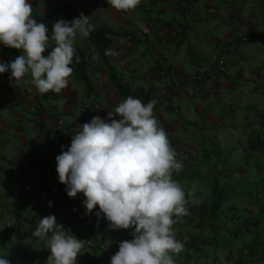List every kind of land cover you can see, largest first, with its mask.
Listing matches in <instances>:
<instances>
[{"label": "crops", "instance_id": "obj_1", "mask_svg": "<svg viewBox=\"0 0 264 264\" xmlns=\"http://www.w3.org/2000/svg\"><path fill=\"white\" fill-rule=\"evenodd\" d=\"M65 1L81 7L99 27L137 34L135 42L139 44L109 37L110 49L116 55L108 62L127 88L154 91L151 100L155 101L159 127L181 142L178 157L186 155L187 160L173 179L189 195L187 214L178 222L192 215L194 204L208 202L214 178L231 181L236 170L246 176L248 162L264 159V145L258 140V135L264 134V0H141L130 11H118L111 5L96 7L90 0H42L36 9L39 13L57 10ZM32 5L34 9L35 0ZM209 7L217 10L215 16L208 14ZM242 36L247 37L246 42L240 41ZM76 40L81 47L87 44L92 54L90 77L97 92L93 100L86 102L81 84L70 80L59 93V98H68L61 109L56 100H43L30 83L11 84L10 73L0 75V256L7 257L10 264H45L50 255L46 244L39 242L32 247L37 259L23 258V251L13 248L16 234L7 227L8 223L13 226L11 215L14 217L16 210L31 206V201L40 197L37 187L25 178L34 166L30 159L39 152L62 151L60 140L70 145L79 125L96 115L107 119L108 111L122 101L110 83L108 65L96 55L89 36ZM231 44H236L235 48ZM0 55L9 62L15 58L3 45ZM220 61L228 62L224 75L213 69ZM160 71L165 75L160 76ZM205 71L210 72L207 80L192 81L194 73ZM100 102H105V107L95 109ZM78 103L81 114L75 110ZM226 107L231 110L229 115ZM83 114H87L85 121L81 120ZM63 118L75 126L73 134H62L59 120ZM230 170L232 175H227ZM199 173L203 177L194 176ZM178 222L173 228L184 247L174 256L176 264H263L252 259L253 251L248 247L255 236L235 241L227 232L231 221L228 229L212 239L217 245L204 244L202 248L192 242L193 238L201 240L217 232L197 222L189 226ZM131 232L111 230L108 225L87 240L77 264H110L119 243L133 238ZM23 242L30 244L27 239Z\"/></svg>", "mask_w": 264, "mask_h": 264}, {"label": "clouds", "instance_id": "obj_2", "mask_svg": "<svg viewBox=\"0 0 264 264\" xmlns=\"http://www.w3.org/2000/svg\"><path fill=\"white\" fill-rule=\"evenodd\" d=\"M108 3L130 11L141 0ZM95 29L81 12L71 20H56L49 35L46 24L33 17L32 0H0V45L21 52L10 62L0 60V74L10 73L11 84L30 83L40 94H59L74 71L77 37ZM105 54L116 55L112 49ZM154 105V100L145 104L129 95L108 111L107 119L96 115L79 125L70 146L64 150L62 145L56 157L59 182L70 198L83 194L86 215L98 206L97 217L103 214L111 230L133 229V238L119 243L110 264H176L174 256L184 247L173 228L188 211L189 193L173 179L183 160L159 127ZM32 235L46 241L50 255L45 264H77L85 247V240L58 224L55 215L40 218ZM0 264L10 261L0 256Z\"/></svg>", "mask_w": 264, "mask_h": 264}, {"label": "trees", "instance_id": "obj_3", "mask_svg": "<svg viewBox=\"0 0 264 264\" xmlns=\"http://www.w3.org/2000/svg\"><path fill=\"white\" fill-rule=\"evenodd\" d=\"M41 1L42 0H35L33 17L37 22H43L46 24L49 30V35H51L52 26L56 20L60 18L71 20L72 18L79 16L81 12L86 15L81 7L76 6L70 1H65L57 10L39 13L36 8ZM90 1L96 7H108L110 5L108 0ZM90 22L92 21L90 20ZM109 37L122 38L125 41H133L137 44H139V42H135L137 34L134 32L120 33L108 26L99 27L96 25L95 31L89 36L93 42L96 55L99 56V58L103 60L110 69V83L115 87L116 94L120 96L122 100L126 99L129 95H132L133 97L139 98L145 104L152 101L153 90L151 92L146 91L145 89L132 91L119 80L118 75L115 74V70L112 66H109L108 58L110 56L105 54L106 50L110 49ZM8 49L11 56L16 57L21 54L18 49ZM75 49V56L79 57V61L75 62L74 56V63L72 65L74 71L69 79L81 83L85 87V95L87 98L97 96L96 87L90 77L91 57L84 48L81 47L77 40L75 43ZM45 54H47V52ZM1 57L2 55H0V60H2ZM41 98L43 100H57L59 94L50 91L46 94H41ZM62 120L65 119L63 118ZM262 126L264 127V125ZM61 131L63 135L73 134L75 126L72 125V130L68 131V124H66L64 127L61 126ZM262 136L263 137H260L258 135V140L264 145V135ZM169 140L178 153V146L181 142L173 137H169ZM60 142L65 147L70 146L66 140H60ZM58 152L61 153V150ZM58 152L51 154L39 152L35 157L30 159V162L34 166L30 167L31 171H29V173H25V178L27 182L34 184L37 187L38 195L40 197L37 200H32L31 206L27 205L15 211L16 219L12 226V230L16 234L17 241L13 248L22 250V257L32 261L37 259V252L32 247L36 246L39 242L41 244H46L45 240H41L32 235L40 218L44 216L55 215L58 224H62L66 230H71L72 233L82 240H90L94 234H98L103 228L109 225V221L104 218L103 214H101L100 217H97L96 211L99 210L98 206L91 215L85 214V208L83 205L85 197L82 193H79L75 198H70L67 195L66 186L59 182L58 173L56 171V157L59 155ZM182 157H184L182 160L185 162L187 156L182 155L178 158ZM253 162V164L248 162L250 168L247 170L248 174H246V176L236 174L234 178L233 176L231 177L233 178L231 181L214 178L215 182L211 187L212 193L208 202L202 204V206L194 204L191 208L192 215L185 217L182 222H177L179 223L178 225L181 226H189L192 223L197 222L202 226H206L217 232L212 237L205 236L202 237L201 240L195 238H193V241L191 240L193 243L200 244L201 246H204V244H208L211 247L217 245L213 244L212 239H215L217 234L224 232L229 226L230 230L228 229L227 232L233 236L235 241L243 242L245 240L247 241L249 237L253 238L255 236L253 241L249 243L247 242L248 247L250 246L252 248V259L258 260L264 264V240H261L264 231V159L262 161ZM230 171L233 172L232 170ZM239 172H242V170ZM250 173H253L252 175L254 176H250ZM173 175L177 176L175 172ZM194 176L203 177L200 173L194 174ZM255 179L258 181L255 182ZM49 201L53 202L51 207H49ZM237 201L243 203L242 205H248L257 209L260 213V217L254 218V220L262 225L260 230H256L251 234H246L244 228L241 227L246 217H240L237 221V224L239 225L236 226V222L232 219L234 212L229 211V208L232 210L233 207L236 206ZM228 218L230 221L231 219L234 221V223H231L229 226L228 224L230 222L226 221ZM235 226L236 231L234 230ZM24 239L30 240L29 246L23 244ZM216 263L217 262H213L212 264Z\"/></svg>", "mask_w": 264, "mask_h": 264}, {"label": "built area", "instance_id": "obj_4", "mask_svg": "<svg viewBox=\"0 0 264 264\" xmlns=\"http://www.w3.org/2000/svg\"><path fill=\"white\" fill-rule=\"evenodd\" d=\"M216 13H217V10L214 7H209V9H208V14L209 15H214L215 16ZM214 31L215 30L212 29V32H214ZM240 41L242 43L246 42L247 41V37L246 36H242L240 38ZM235 45L236 44H231L230 46L233 49V48H235ZM5 62H9V61L5 60ZM213 69H215V71L217 73H219L221 75L222 74L224 75L227 72V69H228V62L227 61H220V62L215 64ZM209 73H210L209 71L194 73L192 75V81L195 82V83L204 82L205 80L208 79V77L210 75ZM159 75L160 76L161 75H165V72L164 71H160ZM95 107H96L95 109H98V105L95 106ZM81 111L82 112H86V108H82ZM225 113H226V115H229L231 113V110H230L229 107H226ZM59 124L64 127L68 123L65 120L60 119L59 120ZM262 125H264V120H262ZM71 130H72V125L68 124V131H71ZM262 135H264V134H261L260 137H263ZM182 159H184V157H182ZM227 175H231V171L227 172ZM7 227L11 228V224L8 223ZM241 227L244 228V231H245L246 234H248V233L251 234V233L255 232L256 230H260L262 228V225L259 222H257L256 220H254L251 216H247L245 218V221L241 225ZM242 236H243V233H242ZM6 238H7V236H4V239H6ZM84 240H85V243H87V240L86 239H84ZM201 248H202V246H201ZM217 264H219V263L217 262Z\"/></svg>", "mask_w": 264, "mask_h": 264}, {"label": "rangeland", "instance_id": "obj_5", "mask_svg": "<svg viewBox=\"0 0 264 264\" xmlns=\"http://www.w3.org/2000/svg\"><path fill=\"white\" fill-rule=\"evenodd\" d=\"M89 0H86V2H88ZM90 2V1H89ZM82 47L84 48V50L90 55V57H92V54L88 51V48H87V44H82ZM3 60V59H2ZM76 83H78V82H76ZM79 84H81V83H79ZM81 86L83 87V88H81L82 90H83V92H84V99H85V101L87 102L88 100H93V99H95V98H97L96 96H93L92 98H87L86 97V95H85V87L81 84ZM45 101H47V100H45ZM67 101H68V98H64V97H61V98H59L58 100H56V102H57V104L61 107V109H63V107L67 104ZM78 101V100H77ZM105 105H106V103L105 102H103V103H99V109L100 110H102L104 107H105ZM80 104L78 103L76 106H75V110L78 112V114H81L80 113ZM98 110V109H97ZM84 113V112H83ZM84 116L82 117L83 119H81L82 121H85L86 119H87V114H83ZM75 132V131H74ZM73 132V133H74ZM234 170V169H233ZM235 171V170H234ZM244 171H242V172H239V174H244L243 173ZM246 173L248 174V171H246ZM245 173V174H246ZM235 174H238L237 173V170L235 171ZM253 173H250V176H254V175H252ZM233 178H234V176H233ZM256 178V177H255ZM2 200L4 199V197H2L1 198ZM4 201V200H3ZM243 203H241V202H239V201H237L236 202V206L235 207H233V209L232 210H230V208H229V211H233L234 212V214H233V216H232V219L236 222L235 224H237V221H238V219L240 218V217H247V216H251L253 219L254 218H259L260 217V213L257 211V209L255 208V207H250V206H246V205H242ZM237 207V208H236ZM239 209H241L242 210V212L243 213H240L239 212ZM230 213V212H229ZM11 219L15 222V219H16V216H14V217H12V215H11ZM232 219H231V223H232ZM229 222H230V220H229ZM234 223V222H233ZM232 223V224H233ZM239 224H237L236 226H238ZM235 226V227H236ZM234 227V226H233ZM263 231V230H262ZM263 234H264V231H263Z\"/></svg>", "mask_w": 264, "mask_h": 264}]
</instances>
